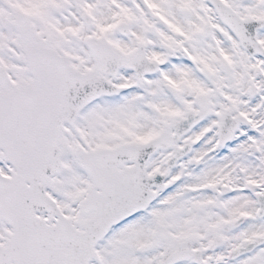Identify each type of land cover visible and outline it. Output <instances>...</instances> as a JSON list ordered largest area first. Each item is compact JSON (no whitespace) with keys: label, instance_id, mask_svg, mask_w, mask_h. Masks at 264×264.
Masks as SVG:
<instances>
[{"label":"snow or ice","instance_id":"1","mask_svg":"<svg viewBox=\"0 0 264 264\" xmlns=\"http://www.w3.org/2000/svg\"><path fill=\"white\" fill-rule=\"evenodd\" d=\"M0 264H264V0H0Z\"/></svg>","mask_w":264,"mask_h":264}]
</instances>
